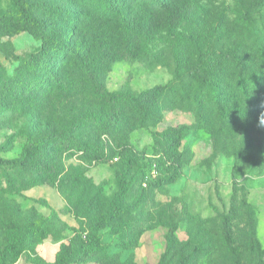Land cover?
Segmentation results:
<instances>
[{
	"label": "rangeland",
	"instance_id": "374dc122",
	"mask_svg": "<svg viewBox=\"0 0 264 264\" xmlns=\"http://www.w3.org/2000/svg\"><path fill=\"white\" fill-rule=\"evenodd\" d=\"M255 1L203 0V10L183 21L172 36L140 1L121 0L120 10L131 26L150 35L136 52L116 46L120 27L91 10L94 0H24L34 20L70 34V46L98 62L93 71L97 83L110 92L132 94L168 85L182 48L190 43L201 53L228 44L244 46L248 59L256 61L264 49V0L261 7ZM8 13L18 15L8 0H0V16ZM39 44L27 32L2 35L0 64L10 73L15 57L29 59ZM63 55L57 54L49 71L68 81L66 94L49 91L50 74L38 81L19 76L10 91H0L1 158L18 159L27 136L57 132L103 107L90 82L78 78L72 65L59 61ZM15 90L22 93V102L10 94ZM159 112L162 120L154 127L114 139L90 136L101 148L96 159L79 152L59 154L69 175L58 182L9 188L0 168V264H159L170 232L176 239L172 263L209 234V250L195 264H230L218 235L223 217L231 211L230 234L242 264L255 263L248 243L252 237L264 263V114L249 127L246 144L240 133L196 127L189 113L164 106ZM175 127L182 128L179 152L184 165L179 170L168 149ZM123 167L130 169L133 179L127 200L131 208L96 229L97 217L117 194V175ZM171 173L175 181L165 184ZM30 224L43 227L48 236L19 244L15 254L3 259L6 247L20 240ZM89 238H97L104 251L76 260L71 255Z\"/></svg>",
	"mask_w": 264,
	"mask_h": 264
},
{
	"label": "trees",
	"instance_id": "16d2710c",
	"mask_svg": "<svg viewBox=\"0 0 264 264\" xmlns=\"http://www.w3.org/2000/svg\"><path fill=\"white\" fill-rule=\"evenodd\" d=\"M8 1L16 8L18 15L8 13L0 16V37L27 32L40 44L38 49L30 53L29 59L16 56V65L10 73L0 64V91H10V85L15 84L19 76H33L34 80L38 81L42 75L50 74L53 85H50L49 91L58 93V96L66 94L70 89L68 81L49 71L58 59L57 54L63 53L59 61L72 65L78 78L87 79L96 96L103 102V107L97 113L78 119L64 129L40 138L27 136L25 148L18 159L8 160L0 157V168L3 172L1 179L9 188H15L16 184L26 188L58 182L62 177L69 175V170L61 163L59 154L79 152L88 159H96L100 156L101 148L91 141L90 136L100 134L114 139L138 128L154 127L162 120L159 112L161 106H164L165 110L175 109L193 115L196 127L211 130L217 126L220 130L240 133L243 143L246 144L249 141V127L264 114V49L259 51L256 61H252L246 56L244 46L236 48L235 45L228 44L211 52L201 53L190 43L182 48L177 59V69L173 71V79L168 85L155 86L138 94L115 93L97 83L93 71L98 62L90 55L84 56L79 50L71 47L68 43L70 34L67 36L65 31L56 26L49 27L47 23L34 20L24 0ZM136 1H140L150 13L157 15L162 21L163 29L172 36L183 21L190 16H197L200 10H203L200 5L203 0ZM262 1L256 0L255 5L261 7ZM94 2L95 5H89L94 13L118 23L120 30L116 35V46L121 45L123 51L139 52L144 38L150 35L131 26V22L120 10L121 0ZM182 69L186 71H181ZM10 94L15 96V100L23 101L20 91L15 90ZM181 131V127L172 129L168 145L175 158L176 170L184 165L182 152H179ZM259 150L261 151V147ZM117 179V194L106 212L97 217L96 229L104 227L131 208V204L127 203L133 190L130 169L123 167ZM175 179L176 175L171 173L165 184L173 183ZM233 216L234 212L231 211L223 217L222 229L218 236L232 259L230 264H242L230 234L229 224ZM253 229L252 226L250 232L253 233ZM47 236L48 233L43 227L28 225L22 231L20 240H16L11 247H6L2 253L3 259L15 254L19 244L43 240ZM203 239L189 254L179 256L172 263L171 251L176 239L170 232L167 235L166 250L159 264H195L207 254L212 242L209 234ZM248 243L255 255L254 264H264L262 251L255 238L252 237ZM102 251L104 246L99 240L89 238L87 243L80 245L71 256L75 254L78 257L76 260L80 261L83 257Z\"/></svg>",
	"mask_w": 264,
	"mask_h": 264
}]
</instances>
